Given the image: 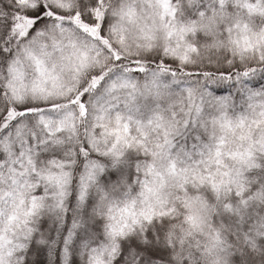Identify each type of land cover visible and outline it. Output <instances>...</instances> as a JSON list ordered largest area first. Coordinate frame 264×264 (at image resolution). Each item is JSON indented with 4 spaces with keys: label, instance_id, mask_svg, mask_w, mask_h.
Returning a JSON list of instances; mask_svg holds the SVG:
<instances>
[{
    "label": "snow or ice",
    "instance_id": "obj_1",
    "mask_svg": "<svg viewBox=\"0 0 264 264\" xmlns=\"http://www.w3.org/2000/svg\"><path fill=\"white\" fill-rule=\"evenodd\" d=\"M0 264H264V0H0Z\"/></svg>",
    "mask_w": 264,
    "mask_h": 264
}]
</instances>
